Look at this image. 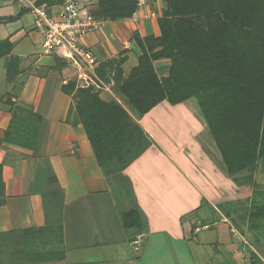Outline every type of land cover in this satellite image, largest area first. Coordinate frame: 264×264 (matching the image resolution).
Wrapping results in <instances>:
<instances>
[{
    "label": "crops",
    "instance_id": "obj_1",
    "mask_svg": "<svg viewBox=\"0 0 264 264\" xmlns=\"http://www.w3.org/2000/svg\"><path fill=\"white\" fill-rule=\"evenodd\" d=\"M59 1L0 0V235L8 234L3 239L13 247L8 257L2 250L0 262L264 264L263 161L231 172L195 98L164 101L136 118L115 82H98L96 70L85 64L81 70L45 54L35 10L57 14L65 0ZM78 1L84 10L100 12L99 0ZM164 9L162 0H145L133 17L104 21L80 45L98 66L125 57L127 79L142 55L135 37H159ZM154 65L160 77L169 76L170 60ZM84 74L99 85L104 101L121 104L152 140L122 179L104 175L77 122L74 93L64 89L83 87ZM14 120L24 128L8 141ZM52 178L64 196L61 238L47 226ZM132 211L141 216L140 228L124 224Z\"/></svg>",
    "mask_w": 264,
    "mask_h": 264
},
{
    "label": "trees",
    "instance_id": "obj_2",
    "mask_svg": "<svg viewBox=\"0 0 264 264\" xmlns=\"http://www.w3.org/2000/svg\"><path fill=\"white\" fill-rule=\"evenodd\" d=\"M162 1L160 36L135 37L142 55L129 78H124L123 57L100 64L97 81L115 82L139 116L164 101L177 105L195 98L230 171L255 169L259 160L264 163V0ZM99 7L98 19L118 21L133 17L139 0H99ZM163 59L171 61L168 77H160L155 69L154 63ZM64 89L74 93L77 122L104 175L122 179L121 173L151 147L152 140L121 104L104 101L97 87L71 83ZM21 124L12 122L8 141L22 131ZM50 182L53 189L45 199L47 226L61 238L64 196L56 178ZM123 183L125 191L129 184ZM124 224L140 228L139 212L125 215ZM7 235H0V259L7 256L4 248L12 246L3 239Z\"/></svg>",
    "mask_w": 264,
    "mask_h": 264
},
{
    "label": "built area",
    "instance_id": "obj_3",
    "mask_svg": "<svg viewBox=\"0 0 264 264\" xmlns=\"http://www.w3.org/2000/svg\"><path fill=\"white\" fill-rule=\"evenodd\" d=\"M144 4L145 0H139V5ZM35 13L36 28L44 38L41 45L43 52L70 61L81 70L83 63L89 71L95 73L98 62L90 50L80 45V40L97 31L104 21L84 10L78 0H65L57 14L48 12L47 8L36 9ZM79 78L83 87L99 88L90 75L84 74Z\"/></svg>",
    "mask_w": 264,
    "mask_h": 264
},
{
    "label": "rangeland",
    "instance_id": "obj_4",
    "mask_svg": "<svg viewBox=\"0 0 264 264\" xmlns=\"http://www.w3.org/2000/svg\"><path fill=\"white\" fill-rule=\"evenodd\" d=\"M123 97V96H122ZM124 98V97H123ZM195 101V100H194ZM197 101V100H196ZM195 101V102H196ZM123 102H124V104L126 105V108H128V110L136 117V118H139L140 116L138 115V114H136L133 110H132V108H131V106L129 105V103L127 102V100H125V98H124V100H123ZM197 103V102H196ZM133 119V118H132ZM133 121L135 122V123H138L136 120H134L133 119ZM139 124V123H138ZM119 179V178H118ZM122 185V184H121ZM123 186V185H122ZM122 186H121V189H122ZM45 241H43V243H44ZM46 244V243H45ZM9 249L10 248H13L12 246L11 247H8ZM5 249V251H6V253H7V257H8V251H10L9 249H6V248H4ZM3 248H2V250H4Z\"/></svg>",
    "mask_w": 264,
    "mask_h": 264
}]
</instances>
